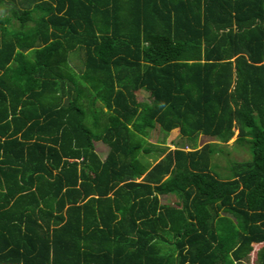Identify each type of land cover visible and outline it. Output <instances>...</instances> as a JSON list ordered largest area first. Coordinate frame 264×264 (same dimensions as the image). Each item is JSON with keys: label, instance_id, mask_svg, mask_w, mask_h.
<instances>
[{"label": "trees", "instance_id": "16d2710c", "mask_svg": "<svg viewBox=\"0 0 264 264\" xmlns=\"http://www.w3.org/2000/svg\"><path fill=\"white\" fill-rule=\"evenodd\" d=\"M5 2L0 264H264V0Z\"/></svg>", "mask_w": 264, "mask_h": 264}, {"label": "rangeland", "instance_id": "374dc122", "mask_svg": "<svg viewBox=\"0 0 264 264\" xmlns=\"http://www.w3.org/2000/svg\"><path fill=\"white\" fill-rule=\"evenodd\" d=\"M10 3L5 2L2 5H0V16L7 15L8 7ZM12 5H15V7L19 8V5L15 2L12 3ZM69 64L70 66L77 71L80 67V64L82 62V53L81 51H74L73 53L69 54ZM135 98L137 101H149V95L146 92L142 91H136L135 92ZM237 131H233V136L231 139L225 143V144H219V149L221 150V154L215 155L213 158V164L217 166L216 171L221 175H225L227 173V161H244L249 159V155L247 153V150L245 147H239L236 144L233 143L235 139ZM145 143L150 148V152H148L146 155L142 154V160L148 162L150 165H153L158 159L162 157L163 154H160L157 152L158 148H164L166 151L172 150L176 146H184L185 150H187L186 147H188L187 142L185 139L181 138L176 130H173L171 132L164 133L161 131L157 126L149 131L148 136L145 138ZM205 143H215V140L209 137H205L202 135H198L195 139V146L200 147ZM94 151L97 153L98 157L102 159L107 152V147L103 145L102 143H94ZM219 175V176H220ZM167 177H164V179L161 182L162 187L164 190H166V181ZM173 200V197L171 195H163L159 196V202L161 204L164 203H171Z\"/></svg>", "mask_w": 264, "mask_h": 264}]
</instances>
